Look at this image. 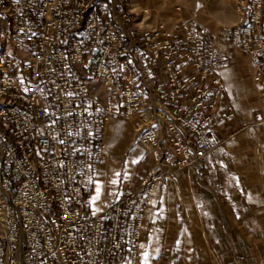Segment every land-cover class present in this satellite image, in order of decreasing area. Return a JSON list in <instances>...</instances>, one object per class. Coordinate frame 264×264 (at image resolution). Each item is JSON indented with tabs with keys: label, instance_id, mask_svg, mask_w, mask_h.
<instances>
[{
	"label": "built area",
	"instance_id": "obj_1",
	"mask_svg": "<svg viewBox=\"0 0 264 264\" xmlns=\"http://www.w3.org/2000/svg\"><path fill=\"white\" fill-rule=\"evenodd\" d=\"M150 22L133 0H0V264H138L159 184L211 150L222 105L219 43L241 52L264 124V0H235L237 23L209 31ZM111 118L130 121L152 163L103 213L90 195Z\"/></svg>",
	"mask_w": 264,
	"mask_h": 264
},
{
	"label": "crops",
	"instance_id": "obj_2",
	"mask_svg": "<svg viewBox=\"0 0 264 264\" xmlns=\"http://www.w3.org/2000/svg\"><path fill=\"white\" fill-rule=\"evenodd\" d=\"M133 1L152 10L142 29L159 20L167 27L176 21L168 3ZM177 1L181 19L194 28L215 31L237 23L235 0ZM219 48L221 104L230 105L234 117L208 130L211 150L200 175L188 168L156 187L144 217L138 264H264V124L251 126L262 119L259 91L245 56L227 43ZM102 141L104 156L89 198L94 214L117 199L125 181L142 180L152 163L148 147L135 141L130 121L111 118Z\"/></svg>",
	"mask_w": 264,
	"mask_h": 264
},
{
	"label": "rangeland",
	"instance_id": "obj_3",
	"mask_svg": "<svg viewBox=\"0 0 264 264\" xmlns=\"http://www.w3.org/2000/svg\"><path fill=\"white\" fill-rule=\"evenodd\" d=\"M1 21H2V23H3V20H0V32H1Z\"/></svg>",
	"mask_w": 264,
	"mask_h": 264
},
{
	"label": "snow or ice",
	"instance_id": "obj_4",
	"mask_svg": "<svg viewBox=\"0 0 264 264\" xmlns=\"http://www.w3.org/2000/svg\"><path fill=\"white\" fill-rule=\"evenodd\" d=\"M117 175H119V174H117ZM113 183H115V181H113ZM147 255V253H145V256Z\"/></svg>",
	"mask_w": 264,
	"mask_h": 264
}]
</instances>
